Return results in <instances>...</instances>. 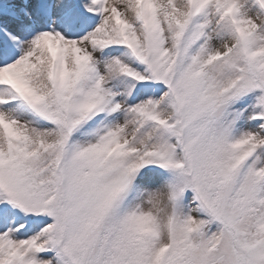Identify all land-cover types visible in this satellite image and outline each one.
<instances>
[{"label": "snow or ice", "instance_id": "snow-or-ice-1", "mask_svg": "<svg viewBox=\"0 0 264 264\" xmlns=\"http://www.w3.org/2000/svg\"><path fill=\"white\" fill-rule=\"evenodd\" d=\"M0 264H264V0H0Z\"/></svg>", "mask_w": 264, "mask_h": 264}]
</instances>
